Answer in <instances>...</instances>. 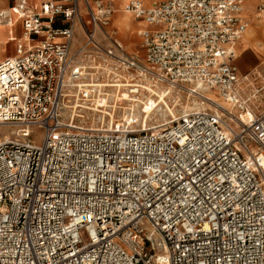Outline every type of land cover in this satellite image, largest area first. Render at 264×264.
<instances>
[{
    "label": "built area",
    "instance_id": "obj_1",
    "mask_svg": "<svg viewBox=\"0 0 264 264\" xmlns=\"http://www.w3.org/2000/svg\"><path fill=\"white\" fill-rule=\"evenodd\" d=\"M245 2L130 0L147 24L144 56L119 39L104 0L14 2L24 34L0 60V124L19 129L0 141V264H264V114L239 130L216 101L143 130L65 118L98 110L85 105L97 90L87 79L191 85L242 106Z\"/></svg>",
    "mask_w": 264,
    "mask_h": 264
},
{
    "label": "rangeland",
    "instance_id": "obj_2",
    "mask_svg": "<svg viewBox=\"0 0 264 264\" xmlns=\"http://www.w3.org/2000/svg\"><path fill=\"white\" fill-rule=\"evenodd\" d=\"M259 3L260 0H256V2L251 5V7H248L246 5L247 8L245 9V13L249 22L248 28L253 24L251 16L255 14H258V17L254 19V22L257 24H262L263 22L264 24V17H262V14V16L260 15L258 9ZM114 4L116 8L114 14L115 20L116 14L118 13L117 10L118 7H120V4L117 1H114ZM128 18H133V16H128ZM136 29L137 27L134 29V33H136L137 31ZM129 35L131 34H128V36ZM131 36L132 38H138L137 35ZM241 41L238 43V52L234 63L237 66L240 76H244V74H249V80L241 79L240 83V102L242 106H240L239 104H233V106L231 105L230 107H228L223 104V101H221L222 105L225 106L224 108L232 113L225 114V116H223V119L227 123H232L233 126H231L235 130L240 129V126L242 125V122H240L241 119H244L245 122H249L247 120V115L249 114V112H251L253 116L264 114V51L258 52L254 48V50L252 48H247L246 50L241 52L245 47H247V45H245ZM253 43H264V37H256ZM10 45L13 46V43H11ZM137 47H139V45ZM247 60L254 61L252 67H245L244 63ZM150 80L142 82V80L139 79H87V81L85 82H91L95 84V88L97 90L93 93L94 99L85 105L92 107L98 106L99 110L95 111L81 107H78L77 109H68L65 113V118L69 119L73 115L74 124L82 126L109 127L113 125L115 127L116 125H123L126 127L130 125L129 127H131L133 130H143L154 128L157 126H164L166 122H169L173 118H176L183 113L201 110L211 111V109H214L211 103L213 99H210L207 96V93L212 90H203L202 88H198L196 92L191 93L189 88H195L190 87L191 85H188V87L184 88H174L164 84L162 86L163 91H161L156 86H154L153 84L155 83ZM130 83H142L144 86H147V88H142L140 89V92L134 94L129 91L131 88ZM153 92L157 94L154 95L155 93ZM125 94L129 98H140L144 101H146L149 96H153L151 98V102H153L155 105H159L149 114H147L148 110L143 109L141 103H139V106L137 104L134 106L133 101L130 102V100L128 99H123L122 97L125 96ZM158 94L166 95L165 98L168 102L169 107H166L164 102L159 101ZM211 95L214 96V93H212ZM72 102L73 99H71V103ZM98 102L99 104L97 105ZM131 112L132 114H130ZM230 117L233 118L234 122L231 121ZM18 129V126L0 124V141H2L6 136L9 135L13 139L17 138L15 135H13V133ZM32 132L33 142L38 145L42 144L44 139V132L42 131V129L34 127L32 129ZM19 139L26 140L24 138ZM252 150H257L254 143H252Z\"/></svg>",
    "mask_w": 264,
    "mask_h": 264
},
{
    "label": "crops",
    "instance_id": "obj_3",
    "mask_svg": "<svg viewBox=\"0 0 264 264\" xmlns=\"http://www.w3.org/2000/svg\"><path fill=\"white\" fill-rule=\"evenodd\" d=\"M15 1L16 0H0V14H3V16L0 17V20H1L0 25H3V26H0V46H1V48H0V60L6 58L8 56L14 55L16 53L17 39L23 37V34H24L22 20L17 16V13L13 9V4ZM29 1H30V3L35 5L40 0H29ZM104 1L113 6L114 12L112 15V26L118 30L119 39L122 41V43L125 45V47L130 52H132L136 55H139V56H144L143 42H142V38L138 34V31L142 28H146L147 24L143 20L136 18L131 12L126 13L121 9L123 5L125 7V5L128 3L129 0H104ZM114 1H117L120 4V7H118V11H117L118 13L116 14L115 20H114V14H115L116 8H115ZM156 1L157 0H145V3L153 4ZM247 1L248 0H246V2H245V9L247 8L246 7ZM257 1H259V0H257ZM261 1L262 0H260V3H261ZM260 3H259V5H260ZM120 15H124V16L126 15L127 17L133 16V18H130V22L135 21L136 23H138L137 25L133 24L131 30L128 31L127 34L122 31V29L118 26V24L116 22V19ZM245 15H246V13H245ZM115 22H116V24H115ZM136 27H137V29H136L137 31H136V33H134V29ZM128 34L135 35V36L137 35L138 38L137 39L132 38V36L131 35L128 36ZM84 39H85L84 30L82 27H78L76 30V33H75V39H74L73 46H72L73 50H75L84 41ZM239 42H237L235 45L236 57H237V52H238L237 49H238V43ZM11 43H13V46L10 45ZM138 45L141 49L139 47H137ZM247 48H252V47L250 45H247V47H245L241 52H243ZM236 57H235V59H236ZM234 62H235V60H234ZM253 64H254L253 60H247L244 63L245 67H252ZM244 75H249V74H244Z\"/></svg>",
    "mask_w": 264,
    "mask_h": 264
},
{
    "label": "bare ground",
    "instance_id": "obj_4",
    "mask_svg": "<svg viewBox=\"0 0 264 264\" xmlns=\"http://www.w3.org/2000/svg\"><path fill=\"white\" fill-rule=\"evenodd\" d=\"M130 1V0H129ZM129 1H128V3H129ZM256 2V0H248L247 1V6L248 7H251V5L252 4H254ZM127 3V4H128ZM125 4V3H124ZM127 4L125 5V7H124V5L122 6V10L124 11V12H126V13H129L130 11L127 9ZM118 11V10H117ZM244 11H245V5H244ZM122 14V13H121ZM125 14V13H124ZM261 15V14H260ZM262 16V15H261ZM258 17V14H255V15H252L251 16V18H252V20H253V24L248 28V30L246 29V31H245V33L243 34V36L241 37V39H242V41L241 42H243L245 45H250L252 48H254L255 50H257L258 52H263L264 51V43H258V44H254L253 43V41H254V39H256V37H258V36H263L264 37V24H263V22H262V24H257V23H255L254 22V19H256ZM262 17H264V16H262ZM116 22H117V24H118V26L122 29V31L124 32V33H128V31H130L131 30V28H132V26H133V24H135V25H137L138 23H136L135 21H133V22H130V18H128L126 15L124 16V15H120V16H118V18L116 19ZM248 25H249V22H248ZM0 26H3V25H0ZM240 39V40H241ZM239 40V41H240ZM238 41V42H239ZM0 48H1V46H0ZM128 84V83H127ZM131 84V83H130ZM150 84V83H149ZM148 84V85H149ZM113 85V84H112ZM120 85V84H119ZM146 85V84H145ZM116 89V88H115ZM131 89V88H130ZM135 91V90H134ZM150 91V90H149ZM148 91V92H149ZM153 91V90H152ZM166 91V90H165ZM168 92V91H167ZM142 93V92H141ZM153 93H155V92H153ZM161 93V92H160ZM212 93H214V96H212L211 94ZM157 93H155L154 95H156ZM124 95V94H123ZM159 95V101L160 102H164L165 103V105H166V107H169V105H168V102H167V100H166V95L165 94H158ZM112 96V95H111ZM207 96L210 98V99H213V101H216V102H218L219 104H221L222 105V103H221V101H223V104L224 105H226V106H228V107H230L231 105L233 106V103L232 102H230V101H228V100H226L225 98H223V97H220L219 95H217L214 91H210V92H208L207 93ZM116 97V96H115ZM133 97V96H132ZM141 97V96H140ZM153 96H149L148 97V99L146 100V101H144V100H141L140 98H129V97H127V95L125 94V96H123L122 98L123 99H128V100H130V102L131 101H133L134 103V106L137 104L138 106H139V103H141L142 105V108L143 109H147L148 110V112H147V114H149L151 111H153L159 104H157V105H155L153 102H151V98H152ZM215 98V99H214ZM116 100V99H115ZM120 100V99H119ZM122 100V99H121ZM127 101V100H126ZM135 102H137V103H135ZM128 104V103H127ZM130 106V105H129ZM223 106V105H222ZM82 107H85V106H82ZM98 107V106H97ZM223 107H225V106H223ZM85 108H87V107H85ZM96 108V107H95ZM127 108V107H126ZM75 109V108H74ZM89 109V108H88ZM96 109H98L99 110V108H96ZM240 109V108H239ZM128 110H130V109H128ZM138 110V109H137ZM168 110V109H167ZM96 111V110H95ZM127 111V110H126ZM164 111V110H163ZM130 114H132V112L130 113ZM135 115V114H134ZM133 116V115H132ZM248 117H253V114L251 113V112H249V114L247 115ZM243 117H244V115H243ZM247 117V118H248ZM6 137H8V136H6ZM262 161L264 162V157H262Z\"/></svg>",
    "mask_w": 264,
    "mask_h": 264
}]
</instances>
